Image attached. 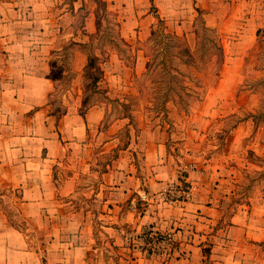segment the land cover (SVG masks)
<instances>
[{
  "label": "crops",
  "instance_id": "0c3cea01",
  "mask_svg": "<svg viewBox=\"0 0 264 264\" xmlns=\"http://www.w3.org/2000/svg\"><path fill=\"white\" fill-rule=\"evenodd\" d=\"M78 1L83 0H73V6L69 0H0V188L6 190L0 195V264H264V142L256 136L244 141L257 123L253 115L235 122L218 154L210 129L237 107L209 99V90L172 121L177 129L157 124L126 142L109 135L125 124L118 120L101 137L104 106L83 107L80 86L67 88L55 107L58 85L49 72L59 38L86 43L97 30L94 9L82 28L66 22L80 9ZM103 1L115 12L119 36L133 44L152 27V3L169 30L190 37L197 8L215 12L218 0ZM246 1L251 8L228 10L221 25L252 32L239 22L245 17L254 22V33L264 26L255 23L264 20V0L255 8ZM250 46L238 39L233 45ZM136 51L138 70L144 62ZM77 57L68 63L80 70L86 56L77 50ZM234 59L240 62L241 56ZM114 148L111 162L95 168L98 156ZM179 155L196 160L201 172L184 171L185 180L195 182L191 196L169 202L163 190L181 180ZM255 156L263 162L255 163ZM254 172L259 178L250 183ZM243 180L251 184L248 190ZM143 192L148 199L131 206ZM10 207L23 229L9 220ZM146 225L173 231L177 248L170 256L148 257L129 244L128 232Z\"/></svg>",
  "mask_w": 264,
  "mask_h": 264
},
{
  "label": "rangeland",
  "instance_id": "374dc122",
  "mask_svg": "<svg viewBox=\"0 0 264 264\" xmlns=\"http://www.w3.org/2000/svg\"><path fill=\"white\" fill-rule=\"evenodd\" d=\"M72 1L69 0V3L73 6ZM258 1L250 0V3L253 2L255 8V5H260ZM77 4L80 5V9L78 12L72 10L71 15L67 16L66 22L71 20V24L75 28H82L85 24L86 14L94 9V11L96 10L95 25L97 30L93 33V38L85 45L82 42L68 43L63 38L62 40L59 38L60 41L57 42V48L53 51L50 61L52 71L49 72L55 77L58 85L57 91L54 93L56 108L57 103L61 101L62 93L67 88L80 86L83 89V107L93 103L104 106L101 122L103 134L101 137H105L107 129L111 131L113 129L112 123L118 120L117 123H129L130 125L127 127L124 124L119 128L120 130L111 132L109 135L120 137V141L126 142L132 133L139 136L141 134L142 136L147 135L148 129L157 124L171 125V129H177L172 121L182 117L184 112L190 110L198 100V97H195L198 94L192 95L193 90L200 92L204 90L202 95H204L205 90H209V99L219 100V103L226 105L227 108L229 106L237 107L236 111L225 112L219 116L214 121L213 128L210 129L209 141L216 145L215 149L218 154H222L225 137L231 135L230 130L235 122L251 115L257 123L254 129H251L250 134L244 137V141L256 136L261 140L263 137L264 142V26H260L258 31L254 33V22L251 18L247 20L245 17L239 18V22H246L248 27H252V32H249V28L244 26L245 24L243 25L245 27L244 33L242 31L238 33L236 27L231 26L230 23L221 25L223 16L229 13L228 10L237 8L245 11L246 7H252L249 2L247 3L246 0H218L212 4L215 12L204 10L200 17L197 12L192 24L194 35H190V37L185 33L169 30L165 23L160 25V28L153 30L158 24L160 16L156 13V8L153 10V7L150 6L149 12L154 16L152 27L147 36L138 39L133 44H126L119 36V23L116 20L115 12L109 10L103 0H83L78 1ZM216 19L220 25L214 22ZM202 21L208 26L217 27V32L220 31L219 36L224 46L222 58L215 49H213L214 53L211 54L212 58L208 59L210 61L207 58H202L204 55H200L201 49L191 51V46L195 42V22L197 27L201 29ZM255 23L263 25L264 20ZM237 25L239 26V23ZM241 28L239 26V29ZM241 33H243L242 36ZM150 34H154L151 39H149ZM209 34L210 31L202 30V37L204 38L202 40L206 42V45H211V41L208 39ZM239 34L240 37L237 38ZM237 39L251 43V46L246 49L233 47ZM136 48L140 49V56L143 53L140 60L144 62L143 67L138 70L134 66L137 57ZM77 50L85 54L86 64L89 63L88 67L75 70L68 63L71 56L76 57L79 61ZM1 52L0 50V68L3 66V54ZM207 52L209 50L205 51V54ZM94 55H97L95 61ZM184 55H189V58L191 56L190 60L187 61ZM235 55L241 56L240 62L235 61ZM220 58L221 60H219ZM147 63L149 64L147 65ZM216 72L218 75L215 74ZM89 75L96 76L98 81L93 82ZM195 77H200L201 82L198 81L200 87H195L194 82H197ZM141 84L145 87V95L142 98L139 97L137 91ZM187 88L189 89L187 90ZM164 96L168 98V101L165 102L167 109L160 108L161 105L159 104L156 107V104L160 103ZM248 107H252L253 110ZM141 121L146 123L144 127L140 124ZM175 135L177 136L176 133ZM124 143H119V145L122 146ZM140 144H142V140ZM249 150L252 152L251 149ZM115 154H117L116 148L105 156L99 155L98 163L101 164L94 167L104 169L106 163L111 162L112 158L116 156ZM178 157H175L178 158L177 162L181 175V180L178 182L184 185V181H187L183 176L184 171L188 170L192 174H200L201 170L196 160L183 159L180 155ZM256 157H252L255 163L263 162ZM252 176L250 183L259 178L257 172H254ZM192 179L193 177L188 180L191 186L195 184ZM244 181L245 183H240V185L248 190L251 184H246V180ZM4 198V203L9 201L7 196ZM132 199H137V205L139 201H142L139 200V197ZM9 209L12 210L11 207ZM21 226L24 224L21 223ZM157 230L163 232L158 228ZM170 232L173 233L172 230ZM128 234L134 236L135 233L128 232ZM134 248L135 251L148 257H166L164 254L149 255L137 247ZM111 264H115V262L111 261Z\"/></svg>",
  "mask_w": 264,
  "mask_h": 264
},
{
  "label": "built area",
  "instance_id": "2783aa9c",
  "mask_svg": "<svg viewBox=\"0 0 264 264\" xmlns=\"http://www.w3.org/2000/svg\"><path fill=\"white\" fill-rule=\"evenodd\" d=\"M169 184L163 190V197L165 200L172 202L175 200L187 199L191 196V184L188 181ZM148 199L147 193L143 192L139 196V200ZM131 205H137V199L131 200ZM127 241L134 247L145 251L149 255L170 256L176 249V240L172 232L159 231L153 225H146L133 235H127Z\"/></svg>",
  "mask_w": 264,
  "mask_h": 264
},
{
  "label": "trees",
  "instance_id": "16d2710c",
  "mask_svg": "<svg viewBox=\"0 0 264 264\" xmlns=\"http://www.w3.org/2000/svg\"><path fill=\"white\" fill-rule=\"evenodd\" d=\"M151 1V3H152V0H150ZM151 7H153V10L156 8L154 5H153V3L151 4ZM155 11H156V9H155ZM197 12H198V16L200 17V15H201V13H202V10L201 9H199V8H197ZM197 18H195V20H196ZM200 19V18H199ZM198 20V19H197ZM159 24V25H158ZM158 24L155 26V28L153 29V30H155V29H157V28H160L161 26L160 25H162V24H164V20L161 18V17H159V19H158ZM202 26H201V29H200V27H197V25H196V22H195V29H194V32H195V42H194V44L191 46V51H196L197 49H198V51L201 49V51H200V55L202 56V55H204L202 58H207V60L208 59H211L212 58V56H211V54L212 53H214V51H213V49H215L216 51H218L219 53H220V55H221V58L223 57L222 55H223V45H222V41H221V38H220V36H219V32H217L216 31V28H214V27H211V26H208V25H206L205 24V22L204 21H202ZM165 27V26H164ZM202 30H208V31H210V34L208 35V39L211 41V45H206V42L205 41H203L202 39H204L203 37H202ZM158 31H161V30H158ZM158 31H156V32H158ZM154 32V31H153ZM152 36H154V34H150L149 35V39H151V37ZM124 41V40H123ZM126 44H129L128 42H126V41H124ZM84 45H85V43H84ZM83 45V46H84ZM180 46V45H179ZM209 50V52H207L206 54H205V51H208ZM196 54V53H195ZM182 57V56H181ZM184 57H185V59L187 60V61H189L190 60V58H191V56H190V58H189V55H184ZM96 58H97V55H94V57H93V59H94V61L96 60ZM221 58L219 59V60H221ZM189 59V60H188ZM94 61H93V63H94ZM208 61H210V60H208ZM207 61V62H208ZM222 62H223V60H222ZM149 63H147V65H148ZM88 65H89V63H87L86 65H85V67H88ZM200 73V72H199ZM216 75H218V72H216L215 73ZM90 76V75H89ZM91 78H92V81L93 82H97V77L96 76H90ZM195 80H197V82H194V85H195V87L197 86H199V84H198V81L199 82H201V79H200V77H195ZM200 87V86H199ZM142 88V89H141ZM145 87L141 84V86L139 87V89L137 90L138 91V93H139V97L140 98H142L144 95H145V89H144ZM189 88H187V90H188ZM203 92H204V90H201V92L199 91V90H193V93H192V95L194 96V95H197L198 94V96H195V97H198V99L202 96V94H203ZM168 101V98H166L165 96L163 97V99H162V101L160 102V103H157L156 104V107H158V104L159 105H161L160 106V108H162V109H167V107H166V103L165 102H167ZM15 192V194H18L19 192H18V190H15L14 191ZM4 193H6V190L4 189V188H0V195L1 194H4ZM13 211H14V213H13ZM12 212H11V209H8V212H9V214H7V216H8V218H9V220L11 221V223L13 224V225H15V226H17V227H19V228H21V229H23V226H21V222H18L17 221V217H18V212L14 209ZM11 212V213H10ZM15 214V218H13V216L12 215H14Z\"/></svg>",
  "mask_w": 264,
  "mask_h": 264
}]
</instances>
